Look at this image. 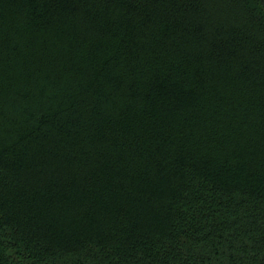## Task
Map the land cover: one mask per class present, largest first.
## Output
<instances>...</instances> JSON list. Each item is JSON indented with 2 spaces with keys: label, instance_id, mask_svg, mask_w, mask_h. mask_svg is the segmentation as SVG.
I'll return each instance as SVG.
<instances>
[{
  "label": "trees",
  "instance_id": "obj_1",
  "mask_svg": "<svg viewBox=\"0 0 264 264\" xmlns=\"http://www.w3.org/2000/svg\"><path fill=\"white\" fill-rule=\"evenodd\" d=\"M0 264H264V0H0Z\"/></svg>",
  "mask_w": 264,
  "mask_h": 264
}]
</instances>
